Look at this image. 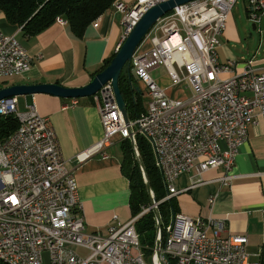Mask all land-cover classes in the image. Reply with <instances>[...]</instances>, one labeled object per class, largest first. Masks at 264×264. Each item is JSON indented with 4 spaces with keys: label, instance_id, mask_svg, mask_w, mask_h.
Segmentation results:
<instances>
[{
    "label": "built area",
    "instance_id": "built-area-1",
    "mask_svg": "<svg viewBox=\"0 0 264 264\" xmlns=\"http://www.w3.org/2000/svg\"><path fill=\"white\" fill-rule=\"evenodd\" d=\"M166 0H116L112 7L125 14L123 40L151 7ZM239 0H194L177 5L153 26L145 44L131 60L132 70L151 99L145 111L127 124L111 82L94 95L105 134L96 145L76 154L83 163L103 153L111 139L121 135L133 142L137 135L152 146L156 166L168 194L109 234L87 233L75 170L69 168L50 117L35 105L20 112L17 96L0 100V117L13 115L19 127L0 140V260L5 264H249L248 235H224L226 221L192 217L181 212L165 227L160 255L156 246L147 259L136 229L145 213L177 195L176 180L195 171L191 187L203 184V174L222 168L218 178L230 185V173L241 145L249 139L257 115L264 118V68L248 61L241 72L224 77L236 62L220 60L219 47L233 7ZM249 18L256 27L264 19V0H247ZM61 25L68 24L57 16ZM159 32L162 35H159ZM143 41V42H144ZM149 42V43H148ZM148 45V46H147ZM33 57L16 35L0 29V78L28 72ZM166 69L172 86L189 88L185 98L172 97L153 71ZM77 103L74 99L73 104ZM105 157L107 155H104ZM142 169V168H141ZM215 196L210 197L213 204ZM117 218V215L114 217ZM157 240L162 242L161 221ZM77 247L89 250L86 256Z\"/></svg>",
    "mask_w": 264,
    "mask_h": 264
},
{
    "label": "crops",
    "instance_id": "crops-1",
    "mask_svg": "<svg viewBox=\"0 0 264 264\" xmlns=\"http://www.w3.org/2000/svg\"><path fill=\"white\" fill-rule=\"evenodd\" d=\"M123 1L132 3L135 0ZM124 16L112 7L91 22L82 36H77L69 24L57 22L36 35H27L22 26L10 22L0 8V29L7 35H16L33 57L28 72L0 78V89L17 84L59 83L65 87L88 84L123 42ZM225 38L229 41L239 38L230 18ZM222 46L218 49L220 60L226 63L230 61L229 54ZM251 61L258 68H264V58ZM247 63L236 61L235 70L225 73L224 77L241 72ZM153 75L172 97L187 96L183 87L171 85L164 67L156 68ZM74 99H77L76 104H73ZM17 103L20 112L35 105L41 115L50 117L67 165L76 173L85 231H99L107 236L110 226L129 221L133 213L130 180L122 171L124 138L114 136L103 153L83 163L75 158L77 153L96 145L105 134L95 96L65 98L36 93L31 97L17 96ZM230 173L233 177L228 186L218 180L224 175L220 167L205 172L206 182L195 187H191L195 171L180 175L175 182L180 192L174 196L178 210L192 217L224 219L227 226L224 235H248L249 264H264V118L261 115H257L250 126L249 139L241 145ZM212 196H215L213 204L210 202ZM76 250L81 256L89 253L84 247Z\"/></svg>",
    "mask_w": 264,
    "mask_h": 264
},
{
    "label": "trees",
    "instance_id": "trees-1",
    "mask_svg": "<svg viewBox=\"0 0 264 264\" xmlns=\"http://www.w3.org/2000/svg\"><path fill=\"white\" fill-rule=\"evenodd\" d=\"M116 0H0V8L7 19L19 26L27 35H36L55 23L57 16L68 20L72 31L82 36L87 26L112 8ZM117 52H113L97 72L104 70ZM96 74V73H95ZM139 79L131 70L130 75L126 66L119 78V86L127 103L131 119L136 118L146 108L142 104V93L137 86ZM19 127V120L13 115L0 117V140H5ZM137 145L140 156L148 175L149 184L156 201L162 200L168 189L161 170L156 166L154 152L149 141L142 135H137ZM122 171L130 180L131 209L133 216L139 214L144 206L151 204L147 182L136 157L133 145L129 139L122 140ZM161 227L163 231L162 243L165 241V227L169 224L173 214L178 213L175 197L163 200L158 207ZM136 229L140 236V243L146 258L151 260L157 243L158 222L153 209L141 216L136 222ZM0 264H5L0 260Z\"/></svg>",
    "mask_w": 264,
    "mask_h": 264
},
{
    "label": "water",
    "instance_id": "water-1",
    "mask_svg": "<svg viewBox=\"0 0 264 264\" xmlns=\"http://www.w3.org/2000/svg\"><path fill=\"white\" fill-rule=\"evenodd\" d=\"M191 1L194 0H166L148 9L120 44L111 63L104 70L95 74L88 84L80 87H65L59 83L17 84L0 89V100L19 95L31 97L36 93H49L65 98H83L96 95L105 84L111 82L116 94L117 102L123 113L124 120L129 124L130 115L128 112V106L119 86V78L122 71L126 66L128 67V73L130 75L131 60L134 54L158 20L172 11L177 5L189 3ZM253 28H257L255 23H253ZM137 90L139 93H142L139 86H137ZM138 159L147 182L148 192L151 195V202H153L152 189L149 184L144 162L141 156H139ZM154 211L159 220L160 226L159 213L157 210ZM161 244L162 242L157 240L156 250L158 255H160Z\"/></svg>",
    "mask_w": 264,
    "mask_h": 264
},
{
    "label": "rangeland",
    "instance_id": "rangeland-1",
    "mask_svg": "<svg viewBox=\"0 0 264 264\" xmlns=\"http://www.w3.org/2000/svg\"><path fill=\"white\" fill-rule=\"evenodd\" d=\"M230 19L234 22L237 28L239 38L229 41L226 38L224 39V35L222 36L221 46L223 45L222 49L226 50L227 54H229L227 59L229 58L233 62H248L250 60L264 58V19L262 24H260V27H257L256 29L253 28L254 22L249 18L247 0H239L231 11ZM159 35H162V33L159 32ZM144 44L145 41L142 43L141 47ZM131 70L132 67L130 66V72ZM126 71L128 72V67H126ZM1 85H3V83H1ZM138 86L142 90V104L146 108L151 97L148 94L146 85L142 81H139ZM184 93L185 95H190L191 90L185 88ZM116 137L120 138L122 136L118 134ZM150 205L145 207H149Z\"/></svg>",
    "mask_w": 264,
    "mask_h": 264
}]
</instances>
